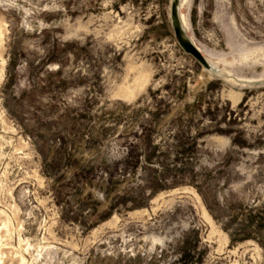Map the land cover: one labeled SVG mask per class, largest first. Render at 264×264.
Returning <instances> with one entry per match:
<instances>
[{
    "label": "rangeland",
    "instance_id": "obj_1",
    "mask_svg": "<svg viewBox=\"0 0 264 264\" xmlns=\"http://www.w3.org/2000/svg\"><path fill=\"white\" fill-rule=\"evenodd\" d=\"M0 264H264V0H0Z\"/></svg>",
    "mask_w": 264,
    "mask_h": 264
},
{
    "label": "water",
    "instance_id": "obj_2",
    "mask_svg": "<svg viewBox=\"0 0 264 264\" xmlns=\"http://www.w3.org/2000/svg\"><path fill=\"white\" fill-rule=\"evenodd\" d=\"M184 51L194 57L201 65H205V60L197 49L190 45H186L184 46Z\"/></svg>",
    "mask_w": 264,
    "mask_h": 264
},
{
    "label": "bare ground",
    "instance_id": "obj_3",
    "mask_svg": "<svg viewBox=\"0 0 264 264\" xmlns=\"http://www.w3.org/2000/svg\"><path fill=\"white\" fill-rule=\"evenodd\" d=\"M181 20L183 21V23H184V20H183V18H181ZM136 82H137V85H138V87H139V89H142L143 88V86L146 84V82H147V77L145 76V75H139V77L137 78V80H136ZM122 97H129L130 95H131V93L129 92V90L128 89H124V90H122Z\"/></svg>",
    "mask_w": 264,
    "mask_h": 264
}]
</instances>
